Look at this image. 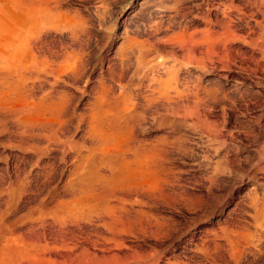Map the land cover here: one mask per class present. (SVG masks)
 I'll return each mask as SVG.
<instances>
[{
    "label": "rangeland",
    "instance_id": "rangeland-1",
    "mask_svg": "<svg viewBox=\"0 0 264 264\" xmlns=\"http://www.w3.org/2000/svg\"><path fill=\"white\" fill-rule=\"evenodd\" d=\"M30 1L0 0V264H264V0Z\"/></svg>",
    "mask_w": 264,
    "mask_h": 264
},
{
    "label": "bare ground",
    "instance_id": "bare-ground-1",
    "mask_svg": "<svg viewBox=\"0 0 264 264\" xmlns=\"http://www.w3.org/2000/svg\"><path fill=\"white\" fill-rule=\"evenodd\" d=\"M5 1H6V0H5ZM13 1H14V0H13ZM16 1H17V0H16ZM18 1H20V0H18ZM29 1H30V0H29ZM7 2H8V0H7ZM32 2H33V1H32ZM13 3H14V2H13ZM20 3L22 4V2H20ZM23 3H24V2H23ZM29 3H31V1H30ZM29 3H28V4H29ZM37 3L39 4V2H37ZM24 4H27V3H24ZM32 4H34V3H32ZM230 4H231V3H230ZM230 4H229V5H230ZM18 5H19V4H18ZM34 5H35V4H34ZM254 5H255V4H254ZM12 6H14V5H12ZM16 6H17V5H16ZM26 6L29 7L30 5H26ZM233 6H234V5H233ZM14 7H15V6H14ZM17 7H18V6H17ZM30 7H31V6H30ZM33 7H34V6H33ZM230 7H231V5H230ZM20 9H21V8H20ZM2 48H3V47H2ZM5 51H6V50H5ZM7 51H8V50H7ZM14 51H15V50H14ZM2 54H3V53H2ZM2 54H1V55H2ZM6 54H7V53H6ZM6 54H5V55H6ZM5 55H4V56H5ZM2 56H3V55H2ZM2 56H1V57H2ZM4 56H3V57H4ZM14 56H15V55H14ZM14 56H12V57H14ZM5 57H6V56H5ZM1 60H3V59H1ZM6 60H7V57H6ZM55 147H56V146H55Z\"/></svg>",
    "mask_w": 264,
    "mask_h": 264
}]
</instances>
